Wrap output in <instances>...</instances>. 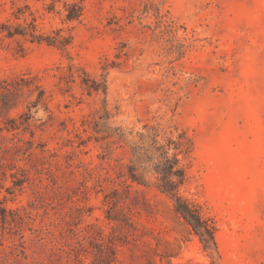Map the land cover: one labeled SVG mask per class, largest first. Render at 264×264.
<instances>
[{"label":"rangeland","instance_id":"1","mask_svg":"<svg viewBox=\"0 0 264 264\" xmlns=\"http://www.w3.org/2000/svg\"><path fill=\"white\" fill-rule=\"evenodd\" d=\"M74 2L0 0V25L71 38L66 49L0 42V82L25 76L46 92L38 107L28 90L0 98V209L25 219L12 230L0 221V264H264V0H82L68 22ZM70 67L75 82L62 81ZM87 78L106 81L107 96L90 95ZM105 111L109 128L187 133L181 196L214 230L217 252L151 175L116 205L106 199L128 160L84 132ZM15 145L19 156L7 152ZM83 183L88 195L75 196Z\"/></svg>","mask_w":264,"mask_h":264},{"label":"trees","instance_id":"2","mask_svg":"<svg viewBox=\"0 0 264 264\" xmlns=\"http://www.w3.org/2000/svg\"><path fill=\"white\" fill-rule=\"evenodd\" d=\"M82 0H75L74 3H65L66 20L68 22H74L80 20L83 15ZM54 6H49V11H54ZM15 16V15H14ZM19 19V18H18ZM8 20L7 23L0 25V42L5 39L13 40L18 36L23 38L31 37L32 43H45L48 46H54L59 49H66L71 44V38L63 36L62 31L54 32V36H38L35 31H29L28 28L19 26L15 27ZM34 29L36 27L34 26ZM74 68H69V74L61 77V80L66 81L69 79L71 82H75ZM86 75V74H85ZM87 76V75H86ZM36 79L25 78V76L15 77L14 79L4 80L0 82V98L3 101L12 95L28 90L32 95L37 94V101L33 103L34 107H38L45 101L46 92L42 87L36 84ZM82 85L85 86L87 92L91 95L93 93H103L107 96L108 88L106 81L97 82L90 80L89 78L82 80ZM105 117L93 119L90 121L86 119L83 121L84 132H88V129H92L95 134L100 135L98 138L101 141H108L107 148L110 146H117L118 149L125 150L128 164L125 165L127 170L123 176L118 178H125L126 180L120 185L121 189L113 188L110 195L106 199L110 198V203L116 205L115 196L123 193L125 195L130 194L131 185L138 184L146 186V175H151L155 178V188L163 195L167 196L174 203L175 212L187 223V225L196 233L204 245L206 251L213 254L217 252V243L215 239L214 230L210 225L194 210L190 203L181 196V190L188 182L187 172L182 165V159L189 155L191 140L188 138L187 133L179 130L176 126L167 125L163 126L158 124L157 126H144L142 131H126L123 128H109L106 126V121L110 119V114L105 111ZM104 121V122H103ZM19 128L14 127L12 131ZM10 131V130H8ZM83 142L79 144L82 146ZM15 151L16 156H19L22 152L21 146L15 145L10 150ZM29 149L23 152L24 155L28 153ZM110 169L114 168L110 165ZM143 172V175L139 173ZM22 180L14 182V186H23L26 182V178L23 175ZM105 181L114 183V179L111 175L105 178ZM103 181H99L100 187H102ZM19 183V184H18ZM89 189L84 183L81 187L73 190L75 196L84 195L87 196ZM110 196V197H109ZM0 221L4 227L9 226L12 229L21 228L25 223L24 217L19 212H8L6 209H0ZM33 233L37 230L30 229ZM20 253L25 255L26 248L25 243L20 244Z\"/></svg>","mask_w":264,"mask_h":264}]
</instances>
